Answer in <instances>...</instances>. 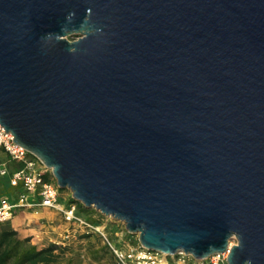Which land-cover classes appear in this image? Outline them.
Masks as SVG:
<instances>
[{
    "label": "water",
    "instance_id": "obj_1",
    "mask_svg": "<svg viewBox=\"0 0 264 264\" xmlns=\"http://www.w3.org/2000/svg\"><path fill=\"white\" fill-rule=\"evenodd\" d=\"M0 125L145 248L264 264V0H0Z\"/></svg>",
    "mask_w": 264,
    "mask_h": 264
},
{
    "label": "built area",
    "instance_id": "obj_2",
    "mask_svg": "<svg viewBox=\"0 0 264 264\" xmlns=\"http://www.w3.org/2000/svg\"><path fill=\"white\" fill-rule=\"evenodd\" d=\"M0 152L5 153L9 161L19 162L21 167L10 170L8 161L0 162V178H8L11 187L19 188L14 200L2 198L0 200V223L11 222L16 218L17 211L40 209L55 210L62 216L64 223L81 231L83 234L98 236L103 244L114 256L117 264H229L230 249L237 244L235 238L229 241L228 250L225 253H217L206 259H196L184 252L175 255H166L159 251L145 248L139 235L136 239L129 238L133 235L124 230L115 233L112 238L107 225L89 222L78 212L76 202L61 203L59 187L45 179L47 168L33 154L28 152L14 141V136L0 125ZM72 232L65 231V238L69 239Z\"/></svg>",
    "mask_w": 264,
    "mask_h": 264
},
{
    "label": "rangeland",
    "instance_id": "obj_3",
    "mask_svg": "<svg viewBox=\"0 0 264 264\" xmlns=\"http://www.w3.org/2000/svg\"><path fill=\"white\" fill-rule=\"evenodd\" d=\"M79 37H81V34H73L66 38L69 41H75ZM46 174L49 175L50 181L58 186L51 169L47 168ZM7 188L10 190L9 186ZM9 192L12 200L18 195V192L14 190H10ZM59 194L61 203H64V201L67 203L71 201L76 202L73 198L72 191L67 188H60ZM76 203L78 207L83 205L80 202ZM84 208L93 210L94 213L90 217L94 220H100V224L102 225H107L108 233L112 238H115V233L126 228L125 223L121 220L105 216L94 208H86L85 206ZM45 211L49 212L53 219L46 216ZM82 215L85 217V214ZM16 216L13 221L3 224L0 230H13L17 234L15 236L17 240L29 238L31 244L36 245L40 249L50 244H56L65 248V254L61 257V264H117L114 256L98 236L90 235L85 237L81 231L77 229L73 231V228L68 227L64 223L61 214L55 210L40 209L37 212L32 210L17 211ZM50 226L56 228V230H52L49 228ZM48 229L49 233L46 235L45 233ZM68 229L72 232V235L69 239H64L65 231ZM129 236V238L134 240L138 235L133 234Z\"/></svg>",
    "mask_w": 264,
    "mask_h": 264
},
{
    "label": "trees",
    "instance_id": "obj_4",
    "mask_svg": "<svg viewBox=\"0 0 264 264\" xmlns=\"http://www.w3.org/2000/svg\"><path fill=\"white\" fill-rule=\"evenodd\" d=\"M45 179L50 181L48 174H45ZM9 188L19 191V188L10 185ZM78 212L85 214L86 219L91 223H101L100 220L92 219L90 216L94 213L93 210L85 209L83 205L78 207ZM2 225L0 223V229ZM16 235L13 230H0V264H61V257L65 254V248L50 244L40 249L36 245H32L29 238L17 240ZM90 235L84 234L85 237Z\"/></svg>",
    "mask_w": 264,
    "mask_h": 264
},
{
    "label": "crops",
    "instance_id": "obj_5",
    "mask_svg": "<svg viewBox=\"0 0 264 264\" xmlns=\"http://www.w3.org/2000/svg\"><path fill=\"white\" fill-rule=\"evenodd\" d=\"M4 161H8V167H9V169L12 171V170H15V169H18V168H20L21 167V164L19 163V162H13V161H9L8 160V158L6 157V155H5V153H3V152H0V162H4ZM8 182V178H5V177H3V178H0V200L2 199V198H9V199H11L12 200V197H10V190H13V189H8L7 187L9 186L8 184H9V182ZM9 190V191H8ZM15 191V190H14ZM15 192H17V191H15ZM17 197V196H16ZM67 202L66 201H64V203H62V204H66ZM46 210V209H45ZM46 212V211H45ZM46 214V216H48V217H50V218H52L53 219V217H51V215H50V213L49 212H46L45 213ZM17 217V216H16ZM60 227V226H59ZM58 227V228H59ZM49 228H51L52 230H56V228H53L52 226H50ZM48 233H49V229H48V231L45 233L46 235H48ZM42 235H44V234H42ZM42 238H44L43 236H42Z\"/></svg>",
    "mask_w": 264,
    "mask_h": 264
}]
</instances>
